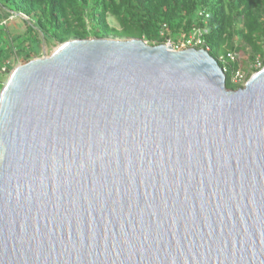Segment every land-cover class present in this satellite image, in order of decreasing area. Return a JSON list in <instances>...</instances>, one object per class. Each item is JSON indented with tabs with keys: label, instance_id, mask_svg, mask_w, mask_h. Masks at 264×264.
<instances>
[{
	"label": "water",
	"instance_id": "water-1",
	"mask_svg": "<svg viewBox=\"0 0 264 264\" xmlns=\"http://www.w3.org/2000/svg\"><path fill=\"white\" fill-rule=\"evenodd\" d=\"M86 38L0 92V264H264V67Z\"/></svg>",
	"mask_w": 264,
	"mask_h": 264
},
{
	"label": "trees",
	"instance_id": "trees-1",
	"mask_svg": "<svg viewBox=\"0 0 264 264\" xmlns=\"http://www.w3.org/2000/svg\"><path fill=\"white\" fill-rule=\"evenodd\" d=\"M9 9L28 17L27 33L4 40L8 29L0 31V64L11 59L3 48L10 43L15 57L28 61L37 57L45 44H61L72 39H143L150 45L173 40L179 44L194 27L206 25L210 54L226 68V86L236 90L243 84L232 81L243 67L239 54L250 48L248 69L264 66V0H4ZM2 4L0 8L7 9ZM110 18L117 21L113 25ZM206 21V23H205ZM235 55L234 59L228 56ZM15 60V59H14ZM3 84H0L2 89Z\"/></svg>",
	"mask_w": 264,
	"mask_h": 264
},
{
	"label": "rangeland",
	"instance_id": "rangeland-1",
	"mask_svg": "<svg viewBox=\"0 0 264 264\" xmlns=\"http://www.w3.org/2000/svg\"><path fill=\"white\" fill-rule=\"evenodd\" d=\"M2 4H6L5 6L7 7V9H1L2 12H3V16H8L10 14V12H13V13H17V12H14L13 10L9 9L10 7L8 6L7 2H5L4 0H2ZM29 20L25 18V16L21 13H18L17 14V17L6 27L8 29V34L5 35L6 38H4V40H10V38H15L19 35H24L25 34V38H30V34L31 33H27V29H28V22ZM110 22L113 24V25H118L117 21L113 18H110ZM3 28H0V31L2 30ZM173 41V40H172ZM59 44H45L44 47H43V50L42 52L37 56V57H41L43 55H48L50 52H52ZM3 48L6 50V52L8 53V57L11 58V61H12V68L11 70H13L17 65L21 64V63H24L25 60L23 59H17L14 55H15V48L12 46V44L10 43V41L8 42V44H4L3 45ZM249 52L250 51V48L247 49V51L244 53V52H241L238 56L240 58V63L242 64V68L239 67L238 69H241L242 73H244L245 75H248V69L250 68H253L254 66V62L252 63H246V65L248 66V68H246L245 66V62L247 61V59H249ZM15 59V60H14ZM264 67V66H263ZM262 67V68H263ZM256 71L255 70H251V73L249 74V78L255 73ZM11 73L5 75L4 73H1L0 72V80L3 81V86L6 84V82L8 81V78L10 76ZM248 79L246 78L245 80L239 82L240 84H243L242 87L246 84V81ZM237 81V80H235ZM238 82V81H237ZM2 86V87H3Z\"/></svg>",
	"mask_w": 264,
	"mask_h": 264
},
{
	"label": "built area",
	"instance_id": "built-area-1",
	"mask_svg": "<svg viewBox=\"0 0 264 264\" xmlns=\"http://www.w3.org/2000/svg\"><path fill=\"white\" fill-rule=\"evenodd\" d=\"M0 8V28L5 29L16 17L18 13L10 12L8 16H3V12ZM25 16V15H24ZM26 19H28L27 16H25ZM206 23V21H205ZM209 32V29L206 25L194 27L192 31L187 35L184 36L179 44L174 43L172 40H168L166 43H171L175 48L177 49H184V48H204L209 51V47L206 44L205 35H207ZM229 57L234 59L235 55L232 53L228 54ZM256 66H262L261 62L257 61L255 63ZM12 68V61L11 59H6L2 64H0V72L4 73L5 75L11 73ZM224 72L226 71V68H223ZM246 79V75L242 73L241 69H237L234 72L232 81L234 83H239ZM237 80V81H235ZM0 84H3V81L0 80ZM1 92V89H0Z\"/></svg>",
	"mask_w": 264,
	"mask_h": 264
}]
</instances>
